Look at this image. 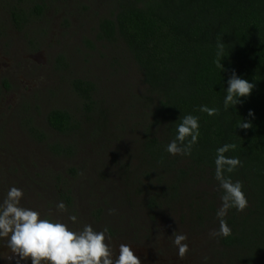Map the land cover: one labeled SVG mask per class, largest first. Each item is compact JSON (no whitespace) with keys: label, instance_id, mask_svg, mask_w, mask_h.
Here are the masks:
<instances>
[{"label":"rangeland","instance_id":"374dc122","mask_svg":"<svg viewBox=\"0 0 264 264\" xmlns=\"http://www.w3.org/2000/svg\"><path fill=\"white\" fill-rule=\"evenodd\" d=\"M52 1L45 17L26 33L0 5V203L10 188L21 189V206L41 218L76 232L85 225L104 231L113 260L123 243L141 264H225L219 259L218 235H212L215 225L193 223L183 199V205L177 202L161 212L148 207L137 149L146 121L141 101L146 87L124 46L96 37L98 20L110 5L105 0ZM75 79L96 85L95 107L89 108L75 90ZM56 108L69 110L78 121L75 135L49 125L48 113ZM58 142L77 145L74 154L55 153L52 146ZM61 202L64 211L57 207ZM176 234L187 236L183 259L173 243ZM7 239H0V264H32L31 258L14 255Z\"/></svg>","mask_w":264,"mask_h":264},{"label":"trees","instance_id":"16d2710c","mask_svg":"<svg viewBox=\"0 0 264 264\" xmlns=\"http://www.w3.org/2000/svg\"><path fill=\"white\" fill-rule=\"evenodd\" d=\"M105 2L110 8L98 20L96 37L124 46L146 87L141 98L146 121L140 125L137 149L145 181L140 184L148 196V207L161 212L177 202L183 205V199L193 223L214 224L218 232L223 190L215 178V159L219 147L234 143L236 149L225 155L239 158L241 165L225 176L241 182L248 207L243 211L230 208L223 217L232 234L217 236L219 259L225 264L263 260L264 0ZM0 5L8 10L10 22L26 33L45 17L51 0H0ZM220 43L224 45L222 59L217 56ZM220 59L223 70L217 67ZM233 71L255 87L249 96L240 97L242 103L225 109ZM73 85L89 101V108L96 106L92 81L75 79ZM205 105L218 109V114L200 111ZM249 110L254 116H249ZM189 114L198 118V140L189 155H172L167 145ZM47 120L63 135L76 134L78 121L67 109L51 110ZM238 121H250L252 127H237ZM38 134L46 137L43 132ZM76 146L58 142L52 149L60 155H73Z\"/></svg>","mask_w":264,"mask_h":264},{"label":"clouds","instance_id":"9594fccd","mask_svg":"<svg viewBox=\"0 0 264 264\" xmlns=\"http://www.w3.org/2000/svg\"><path fill=\"white\" fill-rule=\"evenodd\" d=\"M223 48L222 43L218 44L217 56L221 59L224 57ZM221 59L217 60V67L223 70ZM228 85L224 100L225 109L242 103L240 97L249 96L255 87L253 83L237 77L235 71L229 78ZM200 111L210 116L218 114V109L206 105L201 106ZM249 116H254L252 110H249ZM237 127L248 129L252 127V123L238 121ZM199 135L198 118L190 114L186 115L177 125L176 138L167 145L166 150L172 155H189ZM236 147L233 143L224 144L217 149L215 178L223 190V195L222 207L217 212V216L221 218L219 231L213 232L212 235L230 236L231 228L223 217L230 208L243 211L248 207L241 182H233L230 176H225V172L232 173L241 165L239 158L225 155ZM22 197L23 191L12 187L0 203V239L8 238L7 247L19 259L31 258L32 264H141L139 257L129 245L120 244L119 257L113 260V248L106 242L111 241V238L106 239L104 231L97 232L92 226L85 225L81 231L76 232L70 230L65 223L41 218L38 211L21 206ZM57 207L61 211L65 210L63 202ZM70 219L75 222L76 217L71 216ZM186 240L185 234H176L173 240L180 259H183L189 251Z\"/></svg>","mask_w":264,"mask_h":264}]
</instances>
